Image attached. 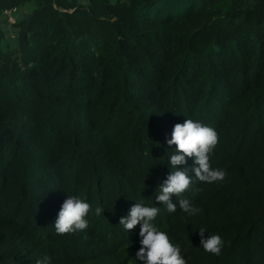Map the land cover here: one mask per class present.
<instances>
[{"label": "trees", "instance_id": "1", "mask_svg": "<svg viewBox=\"0 0 264 264\" xmlns=\"http://www.w3.org/2000/svg\"><path fill=\"white\" fill-rule=\"evenodd\" d=\"M26 2L11 47L3 12ZM188 118L217 131L226 176L194 179L172 202L200 212L161 205L157 225L188 264H264V0H0V264H132L139 226L131 243L119 218L153 203L165 136ZM68 195L89 225L57 234Z\"/></svg>", "mask_w": 264, "mask_h": 264}, {"label": "clouds", "instance_id": "2", "mask_svg": "<svg viewBox=\"0 0 264 264\" xmlns=\"http://www.w3.org/2000/svg\"><path fill=\"white\" fill-rule=\"evenodd\" d=\"M218 139V133L213 127L191 118L174 124L166 134L164 151H168L167 165L172 170H167L166 176L155 185L157 190L151 193V205L145 203L141 193L118 221L128 239L132 231L139 226L136 234L139 247L132 257V264H188L181 244L175 241L169 231L158 226L156 219L161 212V205L168 213H175L179 207L187 217H194L200 212V208L194 206L189 199L180 198L178 203H173L172 198L180 197L187 191L194 179L206 184L224 180L225 170L213 168L210 164L211 154L218 144ZM149 151L151 152V149ZM189 160L192 161L191 166L188 165ZM189 169L191 175L188 174ZM90 207L83 197L66 196L53 221L55 232L64 234L84 230L89 225L87 217ZM102 213V207L95 208L96 216ZM206 233L207 229L204 227L197 231L200 247L205 253L219 256L224 247V240L219 234L205 235ZM36 264H48V258L37 260Z\"/></svg>", "mask_w": 264, "mask_h": 264}, {"label": "rangeland", "instance_id": "3", "mask_svg": "<svg viewBox=\"0 0 264 264\" xmlns=\"http://www.w3.org/2000/svg\"><path fill=\"white\" fill-rule=\"evenodd\" d=\"M83 1V0H82ZM33 8L31 4L26 2L24 5H22L19 9L16 10L15 15L20 14L21 16L27 15L30 10ZM1 29L4 33L5 42L9 46L13 47L16 44V38H17V29L13 22H1Z\"/></svg>", "mask_w": 264, "mask_h": 264}, {"label": "built area", "instance_id": "4", "mask_svg": "<svg viewBox=\"0 0 264 264\" xmlns=\"http://www.w3.org/2000/svg\"><path fill=\"white\" fill-rule=\"evenodd\" d=\"M15 13L16 10L12 9V10H6L3 12L4 18L6 19L7 22H13L15 23Z\"/></svg>", "mask_w": 264, "mask_h": 264}, {"label": "water", "instance_id": "5", "mask_svg": "<svg viewBox=\"0 0 264 264\" xmlns=\"http://www.w3.org/2000/svg\"><path fill=\"white\" fill-rule=\"evenodd\" d=\"M22 18V16L20 14L15 16V22L19 21Z\"/></svg>", "mask_w": 264, "mask_h": 264}]
</instances>
